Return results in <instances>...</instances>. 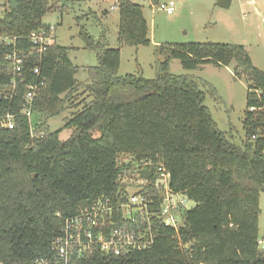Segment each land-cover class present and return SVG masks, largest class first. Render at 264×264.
Segmentation results:
<instances>
[{
	"label": "trees",
	"instance_id": "obj_1",
	"mask_svg": "<svg viewBox=\"0 0 264 264\" xmlns=\"http://www.w3.org/2000/svg\"><path fill=\"white\" fill-rule=\"evenodd\" d=\"M55 1L8 0L0 18V36L17 39L18 48L27 54V83L35 81L31 73L37 67L43 81L34 105L33 119L39 121L17 116L13 130H0V264L53 260V242L64 220L118 191L122 155L136 162L150 161L153 167L142 173L153 182L162 164L171 174L172 190L196 205L183 214L184 225L178 232L157 224L154 243L146 250L109 256L93 249L71 264H264L259 247L264 73L254 66L245 47L161 46L166 57L159 76L145 79L120 76V49L110 48L105 35L96 41L81 32L98 65L87 68L88 80L80 83L70 48L56 43L38 56L28 41L32 33L49 30L43 18L55 9ZM158 1L151 0L154 5ZM118 9L119 44L149 46L143 7L133 0H118ZM11 51L0 48L2 87L10 80L3 58ZM174 60L186 71L235 63V78L248 83L241 147L219 130L197 79L169 73ZM81 90L92 100L73 113L65 126L72 134L62 141V131L51 133L48 121L78 108L75 101ZM24 94L25 86H20L12 104H0V115H17Z\"/></svg>",
	"mask_w": 264,
	"mask_h": 264
},
{
	"label": "rangeland",
	"instance_id": "obj_2",
	"mask_svg": "<svg viewBox=\"0 0 264 264\" xmlns=\"http://www.w3.org/2000/svg\"><path fill=\"white\" fill-rule=\"evenodd\" d=\"M8 0H0V18ZM174 2L175 13L168 16L159 10L162 3ZM143 7L149 27V46H121L118 40L120 12L118 0H56L55 9L49 12L43 23L54 30L57 44L70 48L69 58L78 68V82L88 80L86 69L98 65L93 51L85 48L81 32L98 41L106 36L109 47L120 49L119 75H140L145 79L159 76L161 63L166 54L161 46L174 44H224L245 47L254 66L264 73V0H231L230 8L218 6V0H133ZM233 63L229 67L205 64L194 71H186L178 60L171 62L169 73L173 76L190 75L198 81L209 109L219 130L236 146L245 141L244 119L247 109L248 83L234 76ZM92 100L80 91L76 96L78 108L67 109L48 121L51 133L62 131L60 139L66 141L72 134L66 128L73 113L80 111ZM39 117H34L37 123ZM95 138L100 133H94ZM130 156L119 157L121 163L131 161ZM134 185V184H133ZM187 201L184 213L195 207ZM259 238L264 241V192L260 197ZM183 213V214H184ZM183 224V221H182Z\"/></svg>",
	"mask_w": 264,
	"mask_h": 264
},
{
	"label": "built area",
	"instance_id": "obj_3",
	"mask_svg": "<svg viewBox=\"0 0 264 264\" xmlns=\"http://www.w3.org/2000/svg\"><path fill=\"white\" fill-rule=\"evenodd\" d=\"M175 7L171 1L160 4L159 10L172 16ZM17 41L0 36V48H12L3 58L8 64L10 80L6 86L0 85V104H12L20 86H25V94L17 115L11 112L0 115V130H13L17 116L29 121L33 119L35 101L43 86V81L39 79V67L31 73L35 81L27 83L25 67L28 58L26 52L18 48ZM28 41L32 53L42 56L56 44L54 30L49 28L48 31L34 32ZM119 166L122 171L118 191L99 198L90 208L80 209L76 215L66 218L60 234L53 242L54 259H38L34 264H71L73 259L82 258L93 249L109 256H125L150 248L155 240L157 224L179 231L184 225L183 213L187 210L189 199L172 190L171 174L165 167L162 164L157 167L158 177L153 182L142 173L144 168L153 167L148 160L136 162L131 158L128 163L119 161ZM259 247L264 251V241H259Z\"/></svg>",
	"mask_w": 264,
	"mask_h": 264
},
{
	"label": "water",
	"instance_id": "obj_4",
	"mask_svg": "<svg viewBox=\"0 0 264 264\" xmlns=\"http://www.w3.org/2000/svg\"><path fill=\"white\" fill-rule=\"evenodd\" d=\"M231 0H218V6L221 8H230Z\"/></svg>",
	"mask_w": 264,
	"mask_h": 264
},
{
	"label": "crops",
	"instance_id": "obj_5",
	"mask_svg": "<svg viewBox=\"0 0 264 264\" xmlns=\"http://www.w3.org/2000/svg\"><path fill=\"white\" fill-rule=\"evenodd\" d=\"M56 43H57V40H56Z\"/></svg>",
	"mask_w": 264,
	"mask_h": 264
}]
</instances>
